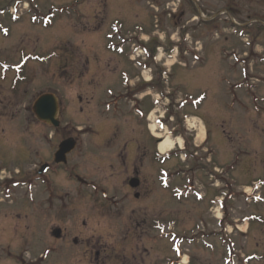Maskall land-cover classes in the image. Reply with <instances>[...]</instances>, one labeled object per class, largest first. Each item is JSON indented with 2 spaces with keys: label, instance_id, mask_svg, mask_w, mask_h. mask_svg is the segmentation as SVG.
Returning a JSON list of instances; mask_svg holds the SVG:
<instances>
[{
  "label": "rangeland",
  "instance_id": "rangeland-1",
  "mask_svg": "<svg viewBox=\"0 0 264 264\" xmlns=\"http://www.w3.org/2000/svg\"><path fill=\"white\" fill-rule=\"evenodd\" d=\"M25 1L29 4L18 6L22 0H0V198L3 195L0 204V264H19L20 260L25 264H127L129 254L126 248L131 237L140 238L136 243L138 248L135 247L137 254L144 249L149 253L147 257L143 256L141 264H182L184 256L189 264H225L224 260L229 261L231 257L226 255L225 239L232 241L230 248L237 257L234 256L229 264L234 261L235 264L246 263L241 260L244 256L249 264H264V201L247 203L242 194L237 193L242 187L253 188L255 181L264 185V62L248 66L247 62L244 63L247 59H239L245 66L236 64L238 57H245L248 47L230 31L222 32L216 28L218 36H208L196 46L194 37L197 39V35L190 27L198 26L199 21L192 8L180 18L179 11L185 0ZM206 1L213 10L216 9L215 12L218 11L216 0ZM11 8L18 9L17 15L21 18L10 14ZM221 14L217 12L216 15L224 17ZM183 25L186 27L184 34ZM113 26L121 27L120 36L134 32L138 37L140 31L153 30L156 38L147 45L150 49L154 44L156 47L162 36L171 45V42L177 44L182 35H187L183 49L187 46L191 47L192 53L199 51V60H195L193 54L187 53L189 57H186L184 52L182 57L176 55L177 63L186 61L188 68L168 63L171 78L167 82L171 83L172 90L179 89V93L174 94L162 85V89L157 87V90H163L165 95L158 98L149 92L153 95L144 98L143 105L145 111L154 109V116H162L168 106L164 114L171 119L168 129L176 125L182 129L178 138L169 137V141L183 146L182 137L185 136L188 153L197 151L196 165L211 163L206 164V172L193 173L194 183L198 186L196 191L206 196L203 201L187 199L178 202L180 205L173 207V212L164 213L163 207L168 201L163 200L164 194L159 189L152 191L156 189L153 184L151 197L148 195L146 201L136 204L132 194L123 190V179L118 173L108 180L113 170L103 173L98 164L93 165L94 158L91 157L94 156L91 154H102L95 149L96 144L110 142L119 145L123 138L130 137L129 131L134 123V114L128 113L131 102L123 103L121 115L118 120L112 119L113 122L110 119L114 115L103 111L105 101L112 92L127 95L142 84L138 81L140 70L136 64L124 53L119 56L115 52V44L119 46L120 42L111 39ZM142 37L146 39L145 35ZM137 44H144V40L139 38ZM127 46L125 53L130 51L131 46ZM261 50L257 48L258 52ZM136 58V61L142 59ZM162 63H166L165 58ZM16 72L22 73L19 79L15 78L18 76ZM155 75L153 77L157 79ZM129 80H132L133 89L121 84ZM89 88L94 90L93 93ZM46 92L54 93L61 104V125L56 130L39 123L32 112L36 98ZM180 101L185 104L177 116L186 115L195 123V131L186 128L182 119L172 118L175 114L170 109L174 107L177 111L176 105ZM109 108L112 110L111 106ZM112 122L118 132L110 126ZM102 127L110 134H103ZM160 134L168 137L165 131ZM70 135H76L78 139L75 154L70 157L73 175L92 182L93 187L101 186L112 192L105 197L93 193L86 197L83 193L86 189L66 173L56 171L49 173L50 188L60 194L70 192V195L69 198L56 199L55 206L50 209L44 195L45 188H35L32 179L31 188L26 187V181L29 176L34 177V172L46 158V152L50 153L53 148L55 151L60 141ZM154 144L157 147L156 142L147 146L152 152L157 151ZM91 148L95 151H89ZM179 164L185 169L190 165L188 159H180ZM50 166L56 167L53 162ZM213 170L218 173L212 180L209 174ZM98 171L101 175L97 174ZM17 172L20 174L16 175ZM208 182L213 187H209ZM224 183H228L229 189L223 187ZM32 191L39 192L36 200ZM230 192L237 208L243 203L246 207L235 211L231 199L220 229L216 222L224 215L220 216L216 206L209 201L220 199L223 194L230 196ZM257 193L264 199V187ZM106 197L107 201H104ZM63 205L67 208L63 209ZM134 208L137 211L147 209V229L145 226H142L143 230L136 229L129 223ZM181 210L183 212L176 215V211ZM139 216L142 217V213ZM242 217L251 224L241 222ZM153 221L164 224L166 233L177 230L176 234L191 239L183 246V258L173 255L177 242L159 238L156 224L152 226ZM56 228L65 229L71 239L90 240L93 250L90 260L81 261V246L75 248L71 241L67 245L57 243L51 235ZM126 235L129 239H124ZM97 241L100 244L97 245ZM96 251L103 253L99 261L94 257Z\"/></svg>",
  "mask_w": 264,
  "mask_h": 264
},
{
  "label": "flooded vegetation",
  "instance_id": "flooded-vegetation-1",
  "mask_svg": "<svg viewBox=\"0 0 264 264\" xmlns=\"http://www.w3.org/2000/svg\"><path fill=\"white\" fill-rule=\"evenodd\" d=\"M190 1V2H189ZM218 8V13H222L221 15L224 17H217V12L213 10L212 5L208 3L206 0H185L183 3L184 7L180 8V18L185 14V11L193 10L194 14L196 15V19L199 21L198 26H194L193 32L196 33L197 37H208L211 35H214L217 33L215 29L222 32L230 31L231 35L240 37V42L244 44V46L248 47V50H246V62H252L255 64H258V62H264V0H216ZM244 17V18H242ZM214 26H216L214 28ZM193 26H191L192 30ZM182 31L185 32L186 27L185 25L182 26ZM201 32V34H200ZM230 35V34H228ZM228 41V39H227ZM243 41V42H242ZM260 47L262 50L260 52L257 51V48ZM243 51V50H241ZM245 52V51H244ZM262 56V60H259L256 57ZM256 56V57H254ZM137 90H130L129 93L119 95L117 100L115 101V104L117 106H123V103L126 102L130 103L131 106L129 107L132 109L134 106H136V96H131L129 94L137 95ZM126 95V96H125ZM127 99V100H126ZM126 100V101H125ZM89 103H87L88 105ZM134 120L133 127L131 128V141L129 142H123L119 145H115L112 143H105L102 145L96 144L95 149L98 152H102V154H91L94 157L92 160L93 165L98 164L99 170L103 173L111 172L113 170L114 173H111V177L108 180H111L116 173L123 179V190H126V194H132L133 199L135 200V203L138 202H144L146 201V197L151 192L153 181H152V169L155 164L154 160V154L151 150L147 147L146 141H138L136 138L139 136L138 133L142 131L140 134V137L145 135V116L139 117H132ZM116 131L117 128L112 126ZM103 134H110L106 131H104V128L102 127ZM118 132V131H117ZM76 136V135H75ZM75 136L70 135L66 136L64 139L73 138L76 140L78 144V139L75 138ZM100 136V134H98ZM113 136H116V132L113 133ZM142 138V137H141ZM57 149V148H56ZM94 148L89 149V151H95ZM56 151V150H55ZM54 148L52 150L46 152L45 160L43 163H41V166L43 164H48V170L45 174L40 175L37 172L36 175V187L40 188L42 186L45 188L44 195L47 197L48 205L50 209L52 206H55V200L61 197L69 198L70 192H66L64 194H60L57 191H53L50 187V181L48 179L42 180V177L50 178L49 173H56V171L61 170V172H64L67 174V176L73 181H76L78 185H80L83 189V193L86 197H89L91 193L93 194H99V190L96 188L91 189L93 186H90L88 183L82 182L87 180H80L79 175H73V170L70 168V157H72L75 154V150L68 156L67 158V165H55L56 167H51L50 163L53 161V155L55 153ZM99 172V171H98ZM102 173V175H103ZM98 175H101L100 172L97 173ZM40 177V178H39ZM89 179V178H88ZM105 179H107L105 177ZM131 180H134L131 183ZM49 184V186H47ZM134 186V188L131 187ZM89 189V190H87ZM100 192L105 196V194L109 193L111 194L112 190L101 188ZM38 191L31 192L33 198L36 200V196L38 195ZM71 202V201H70ZM104 204H108L104 203ZM135 204V205H136ZM137 206V205H136ZM67 206L63 205V209H66ZM144 209V210H143ZM139 213H142V217L139 216ZM147 214L148 211L146 208H142V210L137 211V209L131 210V217L130 222L132 223V226L136 229L141 228L142 226H145V229L148 228L149 221L147 220ZM27 217V216H26ZM60 229V236L58 239H55L57 243H66V245L71 241L72 245L77 248L78 246H81L82 248V255H81V261H89L91 254L93 253V250H91V244L90 240L82 239L79 241V238L74 237L70 238L68 236V232L65 229ZM54 230V229H53ZM80 233V232H79ZM141 233H144L141 231ZM159 238L161 240H164V235L161 234L158 231ZM54 239V238H53ZM124 239H129V235H126ZM140 238H130V241L128 242V247L126 248L129 254V261L127 264H136L135 261H138V264H141L143 262V256H148L149 253H147V250L144 249L142 253L137 254L138 245L136 244ZM97 245L100 244L99 241L96 243ZM136 244V246H135ZM79 248V247H78ZM103 255L102 251H96L94 253V257L96 258V261H99L101 259V256ZM126 256V255H125ZM128 257V256H126Z\"/></svg>",
  "mask_w": 264,
  "mask_h": 264
},
{
  "label": "water",
  "instance_id": "water-1",
  "mask_svg": "<svg viewBox=\"0 0 264 264\" xmlns=\"http://www.w3.org/2000/svg\"><path fill=\"white\" fill-rule=\"evenodd\" d=\"M33 112L39 121L53 127L59 126V121L57 120L58 104L53 95H43L37 99L33 106ZM74 147L75 142L73 140L63 141L55 154V162L57 164H65L66 155L69 154ZM45 169L46 167H43L40 172H43ZM54 236L59 237V231H56Z\"/></svg>",
  "mask_w": 264,
  "mask_h": 264
},
{
  "label": "bare ground",
  "instance_id": "bare-ground-1",
  "mask_svg": "<svg viewBox=\"0 0 264 264\" xmlns=\"http://www.w3.org/2000/svg\"><path fill=\"white\" fill-rule=\"evenodd\" d=\"M172 147H173V143L168 140H165L163 143L160 144L159 151L160 153H166L167 151H170ZM183 264H187V261L184 260Z\"/></svg>",
  "mask_w": 264,
  "mask_h": 264
}]
</instances>
